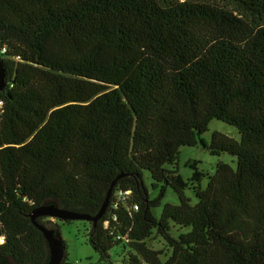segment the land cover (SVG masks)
<instances>
[{
    "label": "trees",
    "instance_id": "16d2710c",
    "mask_svg": "<svg viewBox=\"0 0 264 264\" xmlns=\"http://www.w3.org/2000/svg\"><path fill=\"white\" fill-rule=\"evenodd\" d=\"M0 60V264L48 263L37 207L94 217L108 193L96 222L34 220L87 221L100 260L264 264V0H0ZM198 145L235 165L183 179Z\"/></svg>",
    "mask_w": 264,
    "mask_h": 264
},
{
    "label": "rangeland",
    "instance_id": "374dc122",
    "mask_svg": "<svg viewBox=\"0 0 264 264\" xmlns=\"http://www.w3.org/2000/svg\"><path fill=\"white\" fill-rule=\"evenodd\" d=\"M220 131L233 137L235 139L239 138L237 130L222 121L213 120L209 124L208 131L204 134L205 138L208 140L211 137L213 131ZM181 156L176 166L177 172L183 177V179H189L192 175L193 169L191 167L192 163H195L199 171H202L203 174L211 175L213 173L214 167L218 161H224L231 165H235L232 162L233 157L227 153L222 154L221 156H213L210 153L202 148L201 146L196 147H183L181 149ZM144 180L147 184L151 197H155L159 193V189H152L151 187V176L148 171H144ZM206 179L202 181L204 185ZM187 195L191 196V191L187 190ZM166 202L178 203V195L171 189L168 188L165 192V195L162 199V204ZM162 210V206L153 210L156 215ZM89 224L84 220H75L71 223H63L60 225V234L62 239L65 241L67 247V254L69 260L73 264H124V254L121 246H115L110 250L109 258L105 260H100V255L96 250L89 244L87 240V229ZM177 229L173 230V233L176 234ZM150 246L158 249L167 250L165 243L158 239H151L147 242Z\"/></svg>",
    "mask_w": 264,
    "mask_h": 264
},
{
    "label": "water",
    "instance_id": "95a60500",
    "mask_svg": "<svg viewBox=\"0 0 264 264\" xmlns=\"http://www.w3.org/2000/svg\"><path fill=\"white\" fill-rule=\"evenodd\" d=\"M4 70L3 65L0 60V90L4 87ZM108 197L109 193L106 196V199L98 212V214L94 217H86L84 215L70 212L61 208H58L54 206L53 204L50 205H41L37 207L33 212L31 213V218L34 223V225L42 231L44 237L46 238L50 250V259L47 264H59L63 257H64V244L62 242V239L59 237V235H56L55 231L52 229H48L42 224H38L34 219L35 217L39 215H46L51 217H58L60 219H88L92 220L94 222L97 221V219L104 213V210L106 208V205L108 203Z\"/></svg>",
    "mask_w": 264,
    "mask_h": 264
},
{
    "label": "built area",
    "instance_id": "2783aa9c",
    "mask_svg": "<svg viewBox=\"0 0 264 264\" xmlns=\"http://www.w3.org/2000/svg\"><path fill=\"white\" fill-rule=\"evenodd\" d=\"M134 208H137V206L135 205V207Z\"/></svg>",
    "mask_w": 264,
    "mask_h": 264
}]
</instances>
